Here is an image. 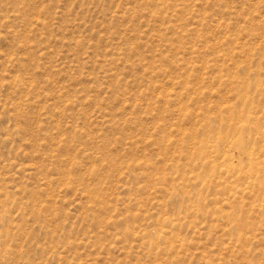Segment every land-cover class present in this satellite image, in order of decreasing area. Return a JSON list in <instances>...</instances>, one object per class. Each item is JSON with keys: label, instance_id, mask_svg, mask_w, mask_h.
<instances>
[{"label": "rangeland", "instance_id": "1", "mask_svg": "<svg viewBox=\"0 0 264 264\" xmlns=\"http://www.w3.org/2000/svg\"><path fill=\"white\" fill-rule=\"evenodd\" d=\"M0 264H264V0H0Z\"/></svg>", "mask_w": 264, "mask_h": 264}]
</instances>
